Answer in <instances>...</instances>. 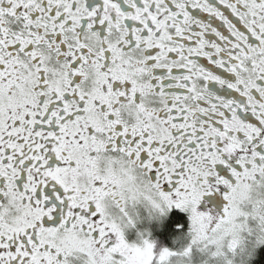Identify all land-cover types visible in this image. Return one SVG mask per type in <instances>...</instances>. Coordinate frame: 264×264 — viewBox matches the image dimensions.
<instances>
[{"label": "snow or ice", "instance_id": "1", "mask_svg": "<svg viewBox=\"0 0 264 264\" xmlns=\"http://www.w3.org/2000/svg\"><path fill=\"white\" fill-rule=\"evenodd\" d=\"M0 264H264V0H0Z\"/></svg>", "mask_w": 264, "mask_h": 264}]
</instances>
